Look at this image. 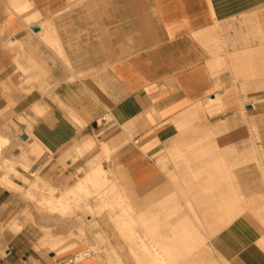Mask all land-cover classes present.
I'll return each instance as SVG.
<instances>
[{
    "label": "crops",
    "instance_id": "obj_1",
    "mask_svg": "<svg viewBox=\"0 0 264 264\" xmlns=\"http://www.w3.org/2000/svg\"><path fill=\"white\" fill-rule=\"evenodd\" d=\"M7 1L0 0L1 27L14 35L13 41L25 46L27 56L44 65L43 72L48 73L51 82L56 84L55 96L69 111L54 108L50 116L33 126L37 137L34 139L40 146L42 142L53 151L61 150L94 131L95 124L106 121L105 116L123 126L118 140L125 141L141 129L139 141L120 150V163L110 165L113 171L122 167L126 172L127 190L131 200H139L140 215L148 212L152 205L155 208L150 212H189L187 203L194 212H197V206L203 207L204 217L198 219L202 227L192 228L186 219L184 231L203 229L215 236L214 247L229 264H264V209L261 204L260 212L241 216L223 231V225L218 221L220 217L214 218L206 212L211 207L212 167L217 168V162L225 163L223 169L226 171L233 169V177L245 199L259 203L264 199V105L257 108L253 104L247 105L246 122L237 110H231L226 116L212 119L214 127H208L206 121L210 117L202 115L190 120L185 128H177L183 126L188 116L199 113L207 100L212 106L219 104L225 108L229 105L228 99L220 100L218 95L224 93L219 89L229 83V76L217 74L227 60L232 59L221 53L210 35L217 23L261 7L264 0H27L41 15L39 22L29 25L14 13L4 14V9H8ZM13 2L21 6V2ZM30 17L31 20L34 18ZM260 32L264 39V28ZM44 36L57 41L64 61L57 60L51 49L40 45ZM34 100L36 102V97L29 98L28 104H33ZM46 103L52 106L51 102ZM198 120L204 122L197 123ZM70 121L82 127L80 132ZM144 128L145 133L142 132ZM212 130L221 132L214 144L220 156L214 160L210 154L203 156L195 151L196 148L198 151L212 149V143L206 139ZM144 136L147 139L142 144L140 141ZM155 141L154 149L144 154ZM99 147L108 158L110 145L100 142ZM96 148V142L89 139L77 145L75 151L83 154ZM95 159L90 158L89 171L84 176L103 165ZM259 167H262V174ZM110 180H113L112 176ZM233 199L246 202L234 196ZM129 213L124 212L125 217L130 216ZM128 223L133 229L130 234L126 231ZM140 223L141 218L131 217L124 223L123 238L130 241V253L133 252L135 257L153 258L156 252L163 250L168 256L203 257L191 250L177 251L174 255L170 244L164 242L157 244L160 251H152L146 244L140 246L135 235V225ZM152 223L155 226L157 220ZM101 229L103 233L112 231ZM198 238H205V235L191 233L182 240ZM151 239L155 240V235ZM113 247L112 254L116 258L115 254L120 253L121 248L117 244ZM81 250L85 247L77 245L65 254H51L46 261L29 244L28 258L18 252L13 259L15 264H21L25 258L28 262L34 258L40 264H56ZM12 251L9 248L7 257L13 255ZM150 263L152 260L146 262ZM83 264L104 263L94 256ZM175 264L217 263L209 259L176 260Z\"/></svg>",
    "mask_w": 264,
    "mask_h": 264
},
{
    "label": "rangeland",
    "instance_id": "obj_2",
    "mask_svg": "<svg viewBox=\"0 0 264 264\" xmlns=\"http://www.w3.org/2000/svg\"><path fill=\"white\" fill-rule=\"evenodd\" d=\"M23 2L29 6L27 0ZM23 2H21V5H23ZM7 3L9 5L15 4L13 0L12 3L11 0H8ZM24 13L34 16V18L28 22V25L41 20V15L34 9L32 4ZM4 14H9V9L5 8ZM261 28H264V5L216 24L215 29L212 30L210 35L212 38L211 40L212 42H217L221 53L225 55V57H231L232 59V61L228 59L222 71L217 74H227L229 76V83L227 85L221 88L217 86L218 89L220 88V91L224 92L218 94L219 99H228L229 105L225 108L219 104L217 106H212L209 100H207L204 102L202 110L197 114L188 116V120L183 123V126L177 127L178 129L185 128L190 120L199 118L202 115H208L210 120L208 122L206 121V123L208 127H214V122L211 120L219 118L220 116H226L231 110H237V112L244 117V121L246 122L248 119L247 105L253 104L255 108L264 105V39L263 34L260 32ZM8 35L9 37L12 36L0 25V44L4 41L1 49L5 52H2L3 54L0 52V139L8 141L4 147H8L10 150V154L7 155L9 164L0 159V177L8 176L14 183L20 186V188H7L8 190H6L5 186L7 185L0 184V188L4 187L1 188L3 190L0 191V195L5 194L4 196L1 195L2 197L0 199V264H15L16 260L13 259V257H15L14 254L18 252L22 255H26L28 258L27 251L29 244L33 247V250L46 261L50 259L49 256L51 254L53 255L54 253L59 256V251L63 252V250L67 249L69 246L72 247L73 245L74 247H69L73 249L77 245H83L85 250L93 251L96 257L104 264L108 259L115 261L112 251L114 250L113 246L117 244L122 252V263L120 264H139L138 261L136 263L135 256L130 253V241H128L127 238H123L122 232L118 230L121 226L119 227L116 219L122 217L123 212H130L128 218L131 217V219L135 220L141 218V223L135 225V235L138 238L137 244L139 243L140 246L146 244L152 251H160L161 249L157 244L159 242H164L170 244V251L174 253V255L177 251L187 252L188 250L203 255V257L167 256L161 257L162 259L186 261L210 259L217 264H229L214 247L215 236L209 235L203 229L199 232L197 230L184 231L183 229L186 227L184 224V220L186 219L188 220L187 225L190 227H202L199 225L198 219L204 217L203 207L200 208L197 206V212H194L190 206L188 207L187 203V210L189 212H150L151 208L152 211H154L155 208V206L152 205L148 212H143V215H140L139 200H131L129 190H127L126 178L128 176L126 172L122 167H117L113 171L110 165H117L120 163V150L129 146H134L133 141L135 140L139 141L137 137L141 129L132 136L126 137L127 139H125V141L118 140L119 135L122 133L123 126L115 124L110 117L105 116L106 121H100L99 125L95 124L94 131L90 134L88 133L86 136H81L80 139L68 144V146L61 150L53 151L41 142L39 152L38 149L33 150L35 149L33 146H29L33 148L31 149L28 145L24 146L22 144L24 141L28 140V138L26 140L23 139L26 136L24 133L30 134L33 139L37 138L33 133V126L40 119H46L47 116H50L49 114L54 112V108L67 113L69 111L59 102L58 97L55 96V92L57 91L55 88L56 84L51 82L48 73L43 72L44 65H39L34 58L27 56L24 52L25 46L20 42L14 47L7 45L6 42L9 39V37H7ZM41 39V46L44 45L51 49L57 55V60H65V57L60 55L57 41L47 38L45 40L43 37H41ZM205 48L208 49V46ZM214 58L215 56H213V59ZM209 66L211 68V64ZM11 69H14V71L10 72L9 70ZM72 81H75V79H72ZM20 97L22 98L20 99ZM35 97L36 102L34 100L33 104H28L29 98L32 100V98ZM45 101L51 102L52 106L50 107L47 105ZM100 103V105H103L102 102ZM24 104L25 106L23 107ZM70 114L71 113L68 114L69 118ZM200 121L201 120H198L197 123ZM70 122L75 128L77 127L75 123L72 121ZM201 122L203 123L204 121ZM15 125L18 129H16ZM81 128L77 127V130L79 129L80 132ZM142 132L145 133L146 128H144ZM204 133L205 132H202V134ZM207 134L208 136L206 139L208 143H212V149H202L198 151L196 148L195 151L196 153L203 154V156L205 154H210L212 160H214L215 157L218 158L220 156L219 149H216L214 144L220 138L221 132L219 130H212ZM89 139L94 140L97 144V148L94 151L83 154L75 151L77 145H82L84 141ZM146 139L147 136H144L141 138L140 142L143 144ZM100 142H106L110 145L111 154L108 158H105V152L100 149ZM155 146L156 141L149 146V150L144 152V154H148ZM21 147H28L30 152L27 149L23 151L24 148L21 149ZM25 152L29 153L25 155ZM182 154L183 153L179 155L182 156ZM230 155L229 151L228 157ZM89 156L90 158H96L95 160L102 162L104 169L113 176L112 178L114 181L112 180L110 183L115 186V189L104 199L107 205L104 206L102 199H93L91 211L89 206L85 203V196L86 199L91 198L95 193L94 191L91 197H89L91 193H85V195L77 194L78 196L72 195L65 201L71 205V213L69 212L70 210L67 212L63 210L60 211L66 212L64 213L66 215H64V217L75 218L76 225H67V223H62L57 219L48 218L46 216L47 211H54H49V207L46 208V201L53 198H61V200H64L62 196L65 195V191L77 184L79 179L89 171ZM15 160L17 162H15ZM1 161L4 162L5 165L4 163L2 164ZM25 162L29 165V171L23 168L24 166L26 167ZM1 164L4 166L7 164V170H12L14 167V170L16 169V171L24 175L29 181L26 180V182H24L23 179L22 181L21 176H18V178L11 176L7 173L8 171L5 170L6 168L1 167ZM216 164L218 166L217 168L214 166L212 167L211 207L206 210V212H210L214 218L216 215V217H220L218 221L223 225L221 228V231H223L227 228V225L230 226L241 216L250 212H260L259 210L261 209L259 208V204H261L264 209V199H262L260 203L256 200L245 199L237 186L236 178L233 177V169L228 168L226 171L223 169L225 163L217 162ZM8 165L12 169L9 168ZM261 171L262 167H259V172L261 173ZM10 173L13 174L11 171ZM32 173H36V177H32ZM35 182L37 184H35ZM215 184H218L216 185L218 189L217 192L215 190ZM45 187L49 191V187H51L52 191L49 193ZM225 188L227 189L226 194L224 192ZM44 189L45 191H43ZM57 190L60 193L57 192ZM233 190H236L237 193H232ZM51 195H53V198ZM233 196L238 198V200L245 199L246 202L243 204L241 201L239 202L233 199ZM120 197L124 198L122 200V206H119L120 200L118 199ZM208 197L209 195H207V199ZM216 197L218 198L217 200H215ZM224 198H226V200H224ZM44 201L46 203H44ZM36 204L41 205V207ZM222 206H224V208H222ZM109 214H111L110 219ZM107 220H109L108 223L104 225L103 222ZM154 220H157L155 226L152 223ZM172 225H176V227ZM101 228H110L112 231L110 233H103ZM178 229L179 231H175ZM191 233L203 234L205 238H198L190 241L182 240L187 235H191ZM150 235H155V240L151 239ZM187 244H196L197 246L201 245L204 247L189 248L186 246ZM8 248L13 250V255L10 257H7L6 253ZM82 251L84 250L74 252L73 254H78ZM72 256L73 255H70L61 259L56 264H62ZM139 258L144 260V263L142 262L143 264L153 260L152 257L146 255H140ZM21 264L40 263L34 258H30L29 262L25 258Z\"/></svg>",
    "mask_w": 264,
    "mask_h": 264
},
{
    "label": "bare ground",
    "instance_id": "obj_3",
    "mask_svg": "<svg viewBox=\"0 0 264 264\" xmlns=\"http://www.w3.org/2000/svg\"><path fill=\"white\" fill-rule=\"evenodd\" d=\"M15 1H17V2H22L23 0H15ZM8 6V9H9V13H14L15 15H17L18 17H20L26 24H28V22H30V20H31V17H30V15H26V13H24L25 12V10H28V8H29V6L27 5V4H25V5H21V6H17V3H15L14 5H7ZM18 21H19V19H18ZM24 23V24H25ZM29 28V27H28ZM16 35V34H15ZM12 36H14V35H12ZM12 36H10L9 37V35L7 36V37H9V39H8V41L6 42L7 43V45H9V46H12V47H14L15 45H17V44H19V42L18 41H13V37ZM43 38H45V40H46V37L44 36ZM7 39V38H6ZM4 40V39H3ZM42 40V39H41ZM2 41V40H1ZM44 42V41H43ZM1 43H3V42H1ZM3 47H4V45H3ZM2 47V48H3ZM1 48V47H0ZM1 50V49H0ZM6 50V49H5ZM4 50V51H5ZM2 52H3V49L1 50ZM3 53H5V52H3ZM2 53V54H3ZM5 59V58H4ZM22 97H20V99H21ZM16 126V125H15ZM16 129H18L17 128V126H16ZM15 129V130H16ZM20 130V129H19ZM19 133H21V132H19ZM24 134H26L27 136H28V140H26V141H24V143H22L24 146H26V145H28V147L29 146H33V148H35V149H33V148H31V147H29V148H31V149H33V150H39V152H40V148H41V146H40V143L37 141V140H35V139H33V138H31L27 133H24ZM7 142L8 141H6V140H1L0 139V159L1 160H4V162H6V163H8L9 164V160H8V158H7V155L8 154H10V150L8 149V147H4V145L5 144H7ZM21 144V145H22ZM20 145V144H19ZM22 145V146H23ZM28 147H21V149L22 148H24V150L23 151H25V149H27V150H29V148ZM26 150V151H27ZM32 150V151H33ZM42 150V149H41ZM31 151V152H32ZM29 152H30V150H29ZM28 152V153H29ZM26 153V152H25ZM28 153H26L25 155H27ZM24 154V153H23ZM30 156V155H29ZM25 157V156H24ZM21 159H22V157H21ZM16 160H18V159H16ZM15 160V162H17ZM27 161V160H26ZM2 162V161H1ZM4 162H2V164L4 163ZM10 163H11V161H10ZM20 163H22V162H20ZM24 163V162H23ZM1 164V167L3 168H6L7 167V164H6V166H4L5 165V163H4V165H2ZM14 164H16V163H14ZM13 164V165H14ZM19 165V164H18ZM25 165H26V167L24 166L23 168L25 169L26 168V171H29L30 169H29V165L25 162ZM28 165V166H27ZM9 166V165H8ZM22 166H23V164H22ZM8 168V167H7ZM7 168L5 169V170H7ZM9 168H11L10 166H9ZM12 169V168H11ZM10 170V169H9ZM9 170H7L8 172V174H10L11 176H13V177H17L18 178V176H21L22 178H21V180L23 179L24 180V182H26V180H28L24 175H22L20 172H18V171H16V169L14 170V167H13V169L12 170H10L11 172H13V174L12 173H10V171ZM110 173L108 172V171H106L105 169H104V166L103 165H99L97 168H95L94 170H92L89 174H87L86 176H84V177H82V178H80L79 179V181H78V183L77 184H75L74 186H72L70 189H68L67 191H65V195L64 196H62V197H64L63 199L64 200H61V198L59 199V198H57V199H54L53 198V195H51V197L53 198V199H50V200H47L46 201V199H45V201L47 202V207L46 208H48V209H50L49 211H54V212H48L47 211V213H46V216L48 217V218H50V219H57L58 221H61L62 223L64 222V223H67V225L69 224V225H76V219L75 218H68V217H64V213H66L67 211H69L70 213H71V205L70 204H68L67 202H65V201H67V199H68V197L69 196H72V195H77V194H84L85 195V193H87V194H89V193H91V195H89V197H91L92 196V192L94 191L95 193L94 194H96V195H94L93 194V196H95V197H91V198H87L86 199V196H85V203L89 206V208H90V210L92 211V201H93V199H96V198H99V199H102L103 201H102V203L104 204V206L105 205H107V203H106V201L104 202V199H106V197L108 196V194L111 192V191H113L114 189H115V186L112 184V183H110L111 182V180H110ZM38 176V175H37ZM112 176V175H111ZM32 177H36V173H32ZM113 177V176H112ZM40 178V177H39ZM42 178H43V176H42ZM41 178V179H42ZM36 179V178H35ZM0 180H1V182H0V184H6L7 186H5V189L6 190H8L7 188H9V189H19L20 188V186H18L16 183H14L8 176H4V177H0ZM22 180V181H23ZM29 181V180H28ZM40 181V180H39ZM38 181V182H39ZM45 182V181H44ZM35 184H37L36 182H35ZM49 184V183H48ZM47 184V185H48ZM112 184V185H111ZM46 185V184H45ZM50 185V184H49ZM48 185V186H49ZM48 186H47V188H48ZM1 188H4V187H1ZM0 188V191H2L3 189H1ZM47 188L45 187V189L47 190ZM50 188V191H52V189H51V187H49ZM4 189V190H5ZM45 189L43 190V191H45ZM49 193H50V191L49 190H47ZM54 191H55V189H54ZM54 191H53V194H54ZM57 192H59L58 190H57ZM42 193V192H41ZM40 193V194H41ZM60 193V192H59ZM46 194H48V193H46ZM43 195H44V193H43ZM49 195V194H48ZM63 195V194H62ZM45 196H47V195H45ZM78 196V195H77ZM42 197V196H41ZM44 197V196H43ZM39 198V197H38ZM47 198V197H46ZM50 198V197H49ZM42 199H44V198H42ZM124 198L123 197H120L118 200H120V202H119V206H122V200H123ZM41 201V200H40ZM39 201V202H40ZM44 201V203H46ZM80 201V200H79ZM41 203V202H40ZM42 204H43V200H42ZM59 204H61V205H59ZM34 205H35V203H34ZM37 205V204H36ZM37 206H40L41 207V205H37ZM43 206V205H42ZM106 208V207H105ZM63 210V211H66V212H61V211ZM58 211V212H57ZM43 212V211H42ZM62 214V215H61ZM73 214V213H72ZM76 214V213H75ZM74 214V215H75ZM66 216V215H65ZM129 216V215H128ZM128 216H126L125 217V215H124V212H123V214H122V217H120V218H118V219H116L117 221V223L119 224V229L118 230H120L121 232H122V237H124V233H125V227H124V223H125V220H128V222H129V219L130 218H128ZM108 221V220H107ZM106 222V221H105ZM22 229V228H21ZM126 231L128 232V234H130V233H132L133 232V229L130 227V225H129V223H128V226H127V229H126ZM123 239V238H122ZM70 245V244H69ZM68 245V246H69ZM72 245V244H71ZM76 246V245H75ZM70 248H72V247H74L73 245H72V247L71 246H69ZM67 248V249H65V250H63V252H61V251H59V255H62V254H65V253H67V252H70V250H72V249H70V248ZM132 254H133V252H132ZM73 256H77V254H72ZM115 256H116V258H115V261L113 260H107L106 262H105V264H120V263H122L121 262V257H122V253L120 252V253H116L115 254ZM154 257H153V260H152V263H150V264H175V262H176V260H166V259H162L161 257H167L168 256V254H167V251L166 250H163V252H156L154 255H153ZM136 259H135V261H136V263H137V261H138V263L140 264H143L144 262L139 258V256H136L135 257ZM159 258H161V259H159ZM143 262V263H142ZM81 264V263H80Z\"/></svg>",
    "mask_w": 264,
    "mask_h": 264
},
{
    "label": "built area",
    "instance_id": "obj_4",
    "mask_svg": "<svg viewBox=\"0 0 264 264\" xmlns=\"http://www.w3.org/2000/svg\"><path fill=\"white\" fill-rule=\"evenodd\" d=\"M9 254V248L6 251ZM96 256L93 251L84 250L77 254V256H72L66 262L62 264H80Z\"/></svg>",
    "mask_w": 264,
    "mask_h": 264
},
{
    "label": "water",
    "instance_id": "obj_5",
    "mask_svg": "<svg viewBox=\"0 0 264 264\" xmlns=\"http://www.w3.org/2000/svg\"><path fill=\"white\" fill-rule=\"evenodd\" d=\"M34 31L35 32H38V29H35ZM23 139L26 140L27 139V136H25Z\"/></svg>",
    "mask_w": 264,
    "mask_h": 264
}]
</instances>
